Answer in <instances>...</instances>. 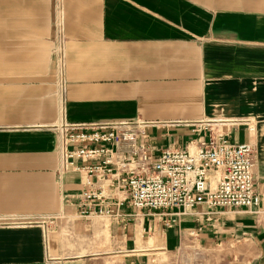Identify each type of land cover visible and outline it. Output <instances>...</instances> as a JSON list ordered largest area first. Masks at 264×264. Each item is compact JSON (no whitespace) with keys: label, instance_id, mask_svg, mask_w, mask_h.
Returning <instances> with one entry per match:
<instances>
[{"label":"crops","instance_id":"obj_1","mask_svg":"<svg viewBox=\"0 0 264 264\" xmlns=\"http://www.w3.org/2000/svg\"><path fill=\"white\" fill-rule=\"evenodd\" d=\"M61 120L144 122L153 157L198 135L250 142L264 191V0H0V264H140L185 229L239 238L223 264H264V214L198 205L165 225L111 188L107 213L86 209L83 173H60Z\"/></svg>","mask_w":264,"mask_h":264},{"label":"built area","instance_id":"obj_2","mask_svg":"<svg viewBox=\"0 0 264 264\" xmlns=\"http://www.w3.org/2000/svg\"><path fill=\"white\" fill-rule=\"evenodd\" d=\"M63 65V49L56 48ZM144 122H70L52 126L57 138L60 173L75 169L83 173L82 206L97 207L107 213L102 188L123 190L127 203L136 210L176 218L194 215L193 209L211 219L214 208H242L255 215L264 214V191L253 175L254 147L250 142L232 143L222 135L196 139L181 148H165L153 157L139 137ZM200 128V124L196 129ZM249 129L253 130V125ZM78 161L84 162L77 165ZM217 172L215 184H208L209 171ZM122 204V202H119ZM90 211L84 210L82 214ZM192 234H197L195 231ZM239 238L232 237L233 243Z\"/></svg>","mask_w":264,"mask_h":264},{"label":"rangeland","instance_id":"obj_3","mask_svg":"<svg viewBox=\"0 0 264 264\" xmlns=\"http://www.w3.org/2000/svg\"><path fill=\"white\" fill-rule=\"evenodd\" d=\"M138 211V210H137ZM164 215V214H162ZM168 216V215H165ZM197 217V215H194ZM169 217V216H168ZM166 219V221H168ZM178 220V218H176ZM165 221V222H166ZM166 225V224H165ZM193 229H185L178 234V242L173 249H157L142 256L140 264H223L232 257L229 240L219 236L213 242L202 243L200 234H192ZM233 236V235H232ZM206 242V241H205ZM108 258V257H107ZM87 264H128L119 258L98 259Z\"/></svg>","mask_w":264,"mask_h":264}]
</instances>
